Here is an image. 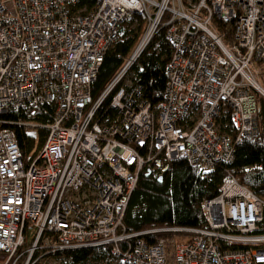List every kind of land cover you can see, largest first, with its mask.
Returning a JSON list of instances; mask_svg holds the SVG:
<instances>
[{
    "label": "built area",
    "instance_id": "built-area-1",
    "mask_svg": "<svg viewBox=\"0 0 264 264\" xmlns=\"http://www.w3.org/2000/svg\"><path fill=\"white\" fill-rule=\"evenodd\" d=\"M91 1L0 0L2 264H16L29 233L24 264H58L49 254L82 248H110L125 264H264V200L232 175L202 202L204 228L121 232L142 171L159 179L164 164L180 158L210 171L233 161L242 138L259 134L264 0ZM135 15L144 18L140 38L110 83L93 93L119 26ZM223 24L231 41L218 30ZM161 29L171 57L155 113L132 67ZM111 95L112 114L103 113ZM224 108L229 132L219 119ZM16 112L28 119L3 118ZM13 126L46 130L28 163ZM157 232L192 237L138 238Z\"/></svg>",
    "mask_w": 264,
    "mask_h": 264
},
{
    "label": "trees",
    "instance_id": "trees-1",
    "mask_svg": "<svg viewBox=\"0 0 264 264\" xmlns=\"http://www.w3.org/2000/svg\"><path fill=\"white\" fill-rule=\"evenodd\" d=\"M82 2H86L89 6L94 4L91 0H81L80 3ZM133 22L136 25L130 28ZM143 30L144 18L142 15H135L131 20L119 26L117 31L119 40L104 56L96 82L93 85V93L96 94L110 83L134 49ZM218 30L225 33L226 41L232 40V31L229 25H219ZM170 57L171 47L166 41L164 29H161L160 33L147 45L132 67L133 81L141 88L142 99L150 104L152 111L155 113L158 112L161 103L165 99L167 67ZM111 98L112 95L103 104V113L112 114L110 109ZM261 112L264 119L262 108ZM3 118L11 121L24 120L28 119V113H10ZM219 119L222 125H227L223 128L229 132L232 123L226 108L223 109ZM262 123L258 135L242 138L235 144L232 162H220L210 171L191 166L183 158L164 164L167 168L163 172L161 181L152 175H147L148 169L142 171L138 185L130 196L121 232L136 234L164 228H204L206 218L202 211V202L218 195L219 188L228 175L236 177L241 184L264 200V128ZM12 129L16 133L23 159L28 163L43 146L46 130H35L36 136L39 137L38 142L35 143L36 136L30 129L19 126H13ZM171 236L186 239L191 238L192 234L186 232H157L142 235L138 238L156 242L160 238ZM33 237V233L28 234V238L18 251L21 256L16 260V264H24L26 261L27 253L25 252L31 246ZM37 256L38 252L35 253L33 260ZM48 258L56 260L58 264H125L117 261L112 256L110 248L65 250L54 255L49 254Z\"/></svg>",
    "mask_w": 264,
    "mask_h": 264
},
{
    "label": "crops",
    "instance_id": "crops-1",
    "mask_svg": "<svg viewBox=\"0 0 264 264\" xmlns=\"http://www.w3.org/2000/svg\"><path fill=\"white\" fill-rule=\"evenodd\" d=\"M258 81H259V84H260L261 88L264 90V74H261L259 76V80ZM259 104H260V107L264 110V100H260ZM262 126L264 128V119H263Z\"/></svg>",
    "mask_w": 264,
    "mask_h": 264
},
{
    "label": "rangeland",
    "instance_id": "rangeland-1",
    "mask_svg": "<svg viewBox=\"0 0 264 264\" xmlns=\"http://www.w3.org/2000/svg\"><path fill=\"white\" fill-rule=\"evenodd\" d=\"M135 25H136V23L133 22V23L130 25V28H133ZM262 74H264V73H262ZM30 131H32L34 134L36 133L35 130H30ZM35 136H36V134H35ZM36 137H38V136H36ZM6 260H7V257H6V256H3L2 254H0V264L4 263Z\"/></svg>",
    "mask_w": 264,
    "mask_h": 264
},
{
    "label": "water",
    "instance_id": "water-1",
    "mask_svg": "<svg viewBox=\"0 0 264 264\" xmlns=\"http://www.w3.org/2000/svg\"><path fill=\"white\" fill-rule=\"evenodd\" d=\"M156 165H158V166H159V165H160V163H159V162H156ZM166 168H167V166H164V167H163V171H165V170H166ZM146 174H147V175H150V171H149V170H147V173H146ZM159 180L161 181V180H162V177H160V178H159Z\"/></svg>",
    "mask_w": 264,
    "mask_h": 264
}]
</instances>
